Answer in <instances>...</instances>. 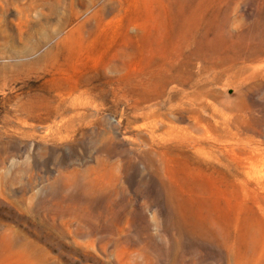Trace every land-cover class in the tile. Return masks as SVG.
<instances>
[{
    "label": "rangeland",
    "instance_id": "1",
    "mask_svg": "<svg viewBox=\"0 0 264 264\" xmlns=\"http://www.w3.org/2000/svg\"><path fill=\"white\" fill-rule=\"evenodd\" d=\"M0 264H264V0H0Z\"/></svg>",
    "mask_w": 264,
    "mask_h": 264
},
{
    "label": "bare ground",
    "instance_id": "2",
    "mask_svg": "<svg viewBox=\"0 0 264 264\" xmlns=\"http://www.w3.org/2000/svg\"><path fill=\"white\" fill-rule=\"evenodd\" d=\"M199 79L198 82L194 85L196 88V91L193 94H181L180 89L177 85L173 86V100L175 102V107H182V111L185 112L189 106H194L199 103H201L204 99L207 93L211 92V85H218L221 81V78L227 75L221 74L218 71L215 70H207L205 68H202L199 71ZM210 77V78H209ZM247 79V77L243 74H235L232 76L231 83L226 84L225 87L222 89L223 95L220 100L221 104L227 103L226 97L230 93L231 90H233L238 83H242ZM180 81V75L178 72H175L173 75L172 83L177 84V82ZM215 88V87H213ZM182 89V88H181Z\"/></svg>",
    "mask_w": 264,
    "mask_h": 264
}]
</instances>
